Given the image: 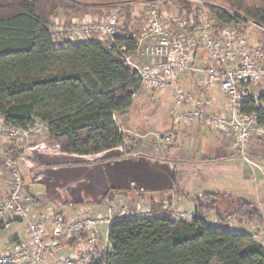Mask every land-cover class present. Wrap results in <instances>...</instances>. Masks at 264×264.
Masks as SVG:
<instances>
[{
  "label": "trees",
  "instance_id": "16d2710c",
  "mask_svg": "<svg viewBox=\"0 0 264 264\" xmlns=\"http://www.w3.org/2000/svg\"><path fill=\"white\" fill-rule=\"evenodd\" d=\"M132 1L138 0H0V114L7 123L26 128L37 120L46 122V140L69 153L87 155L122 145L128 135L116 116L132 107L143 87L124 58L138 45ZM208 1L205 7L217 27L234 25L246 32L248 21L264 26V0ZM173 2L181 13L196 19L198 12L188 0L166 4ZM124 4L125 20L113 38H53L52 18L60 11L104 15ZM242 108L256 112L264 124V109L256 107L255 99L242 102ZM21 149L7 154L17 157ZM218 201L214 193L196 196L191 220L175 218L162 203L151 207L153 217L117 219L109 229L112 253L92 264H264V246L247 232L210 223L212 213L224 222ZM227 216L264 224L255 201L238 200ZM88 237L82 230L64 240L76 248Z\"/></svg>",
  "mask_w": 264,
  "mask_h": 264
},
{
  "label": "crops",
  "instance_id": "0c3cea01",
  "mask_svg": "<svg viewBox=\"0 0 264 264\" xmlns=\"http://www.w3.org/2000/svg\"><path fill=\"white\" fill-rule=\"evenodd\" d=\"M135 2L148 7L150 0ZM165 10L181 12L174 11L171 4H166ZM146 11L147 8L139 14L141 19L136 20L134 27L144 26ZM95 16L73 14L71 19L88 21ZM201 62L198 59L197 63ZM180 80L186 90L195 91L198 81H194L192 73H184ZM167 90L142 87L132 107L117 114L118 126L132 138L124 149L118 146L80 155L62 151L59 145L49 143L46 135H34L17 156L24 185L34 197L33 212L41 217L51 207L55 217L71 222L85 214L109 217L110 208H114L112 215H115L120 207L147 210L168 202L194 213L196 196L205 193L218 194L219 199L224 196L229 199L227 195H232L236 201L240 198L260 203L264 197V137L253 135L249 145V155L260 169L237 153L234 140L224 132L202 123L175 122L174 97L168 110L162 111V92ZM200 95L209 111L229 114L228 97L219 85L205 89ZM145 120L148 124L144 126ZM163 135H172L173 143L165 145ZM13 148V142L0 143L2 199L11 188L4 158ZM114 221L105 223L99 230L96 247L105 253H112L109 229ZM228 221L229 228L238 229L231 218ZM24 233L22 223L4 231L0 251L14 248ZM56 247H68L67 255L74 250L64 239Z\"/></svg>",
  "mask_w": 264,
  "mask_h": 264
},
{
  "label": "built area",
  "instance_id": "2783aa9c",
  "mask_svg": "<svg viewBox=\"0 0 264 264\" xmlns=\"http://www.w3.org/2000/svg\"><path fill=\"white\" fill-rule=\"evenodd\" d=\"M167 1L150 0L144 26L133 31L138 45L134 52L124 55L126 64L141 79L143 87L173 92L172 117L175 122L202 123L224 132L234 140L237 153L261 169L251 159L249 145L253 135L264 137V124L259 123L256 112L244 111L242 102L255 99L256 107L264 109V100L252 94L253 87L264 86V45L250 42L246 32L238 26L217 27L205 9L197 13L196 19L184 13L166 11ZM125 6H117L88 21H68L56 16L51 24L53 38L56 42L113 38L124 23ZM198 59L202 60L200 64ZM186 72H195L200 77L194 92L180 84ZM217 85L228 97L229 114L209 111L206 100L200 95ZM46 134V122L37 120L34 125L20 128L9 125L0 114V143L13 142L14 148L19 150L29 145L34 135ZM161 139L166 145L173 143L172 135H163ZM129 142L131 138L127 137L119 147L124 149ZM4 162L10 174L11 188L5 199L0 198V240L4 231L16 223L24 224L25 233L14 248L0 251V264H92L105 254L96 247L101 226L121 218L154 216L151 209L120 207L115 215H112L114 208H110L109 217L85 214L66 222L62 217H55L49 207L38 217L33 212L34 197L24 185L17 157L7 154ZM163 208L179 220L190 218L186 211L168 202ZM82 230L89 233L87 240L68 255L54 254L61 240ZM263 233L264 230H254L249 235L254 240H261Z\"/></svg>",
  "mask_w": 264,
  "mask_h": 264
},
{
  "label": "rangeland",
  "instance_id": "374dc122",
  "mask_svg": "<svg viewBox=\"0 0 264 264\" xmlns=\"http://www.w3.org/2000/svg\"><path fill=\"white\" fill-rule=\"evenodd\" d=\"M188 1L192 4V8H193L194 11H196V13L200 12L202 9L207 10L205 5L210 3L208 0H188ZM132 3L133 4H131V14H132V22H133V26H134V23L136 22V20H140L141 19L142 15L139 16V14H142V12H145V8H147V6L146 5H142V4H140V6H138V4L135 1H132ZM171 6L174 8V11H175V9L176 10L177 9L178 10L182 9L179 6V4L175 3V2H173L171 4ZM125 7H123V8L125 9ZM123 8H122V10H124ZM112 9H114V8H112ZM109 10H111V8L108 9L107 11H109ZM124 12H125V10H124ZM208 13H209V11H208ZM72 15L66 14V12H64V11H60L57 14V17L64 18L65 20L70 21ZM209 17L211 18V20L213 22L217 23L214 19H212L210 13H209ZM54 18L55 17L52 18V23L54 21ZM244 27H245V30L247 32L248 39H249L250 42H252L254 44L264 45V26H260V25H257L255 23H253L252 21H248V22H246L244 24ZM138 29H139L138 27H134L133 31L138 30ZM192 76L195 79L194 80L195 82L199 81L200 77L197 76V74H192ZM161 89H163V88H161ZM163 90H166V89H163ZM162 94H163V98H162L163 99V106H162L161 110L165 111V110H168L169 104H170V102H172L174 95H173V92L171 90L163 91ZM252 94H253V96L255 98L260 99V97L264 94V86H255V87H253ZM117 120L120 123V118L119 117H117ZM147 124H148V122H147V120H145L143 125L145 126ZM42 136H44V135H42ZM128 138L130 139L131 137H128ZM136 138H137V136H136ZM131 141H132V138H131ZM157 141L158 140H156V142ZM167 146H169V145H167ZM227 196L229 197V199L226 198V196H224V197H221L222 199H219V201H218V206L221 208V211L223 213V217H222L223 221H224L223 224L217 218L215 213H212L210 215V220L209 221H210V223H213V224H215L217 226H224V227H228L229 228L231 225H230V223L228 221L229 218H228L227 214L228 213H232L236 209V204H237L238 200H240V198L236 201V199H237L236 197H234L232 195H227ZM202 200L204 201V198H202ZM259 205H260V207L262 209V212L264 214V203L262 202V200L259 203ZM182 210L187 212V214L190 216V218L188 220H191L192 217H193V216H191V215H193V212L189 211L188 209H182ZM231 220H232V223L235 226L238 227L237 230L247 232L248 234L252 233L254 230L255 231L256 230L257 231L264 230V224H259V223L250 224V223H248L247 221L243 220L241 217H238V216L232 217ZM240 223L243 224V226H240ZM256 241L259 244L264 246V233L262 235L261 240H256ZM55 250H56L57 256H65V255H67V253L69 251L68 247H66L65 249H61V248H57L56 247Z\"/></svg>",
  "mask_w": 264,
  "mask_h": 264
}]
</instances>
